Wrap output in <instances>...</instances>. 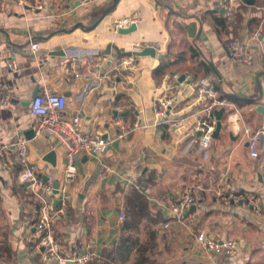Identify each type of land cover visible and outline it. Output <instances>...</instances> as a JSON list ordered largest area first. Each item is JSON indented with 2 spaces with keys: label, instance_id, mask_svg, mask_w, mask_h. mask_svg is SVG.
I'll list each match as a JSON object with an SVG mask.
<instances>
[{
  "label": "crops",
  "instance_id": "1",
  "mask_svg": "<svg viewBox=\"0 0 264 264\" xmlns=\"http://www.w3.org/2000/svg\"><path fill=\"white\" fill-rule=\"evenodd\" d=\"M28 1L35 9L14 0L0 5V98L10 95L0 109V149L25 137L39 175L61 182L65 148L52 136L36 135L31 113L33 98L46 88L66 95V115H80L85 132L100 130L112 141L105 152L81 157L65 205L49 210L57 216L52 238L62 255L77 261L88 253L94 264H264V134L237 136L230 118L236 113L244 129H264V67L259 51L252 64L237 62L229 51L237 39L255 51L264 46V0L238 1L233 18L224 14L223 0H120L105 16L114 0ZM127 16L137 19V29L119 34L114 25ZM32 42L39 43L37 52ZM147 46L156 48L155 57L118 54ZM4 50L19 70L9 68ZM130 58L133 64L125 66ZM165 58L172 68L156 79L153 71ZM202 77L216 83L218 96L238 98L221 106L224 128L210 146L194 131L209 103L195 86ZM171 92L178 100L170 122L157 126L152 104ZM174 120H181L180 128ZM13 160L14 153L0 155V264H52L34 226V198L18 182ZM141 185L150 212L125 232V197ZM192 185L205 188L204 199L183 221L172 220L169 208ZM227 191L260 197L262 214L225 203L218 192ZM205 236L235 239L238 254L200 252L198 239ZM125 237H134L129 256L121 247Z\"/></svg>",
  "mask_w": 264,
  "mask_h": 264
},
{
  "label": "built area",
  "instance_id": "2",
  "mask_svg": "<svg viewBox=\"0 0 264 264\" xmlns=\"http://www.w3.org/2000/svg\"><path fill=\"white\" fill-rule=\"evenodd\" d=\"M8 0H0L2 8L5 7ZM17 3L28 6L35 9V4L28 0H14ZM84 4H90L95 0H81ZM238 1L240 0H223L224 14L228 18H233L237 8ZM242 1V0H241ZM42 7V6H38ZM137 19L132 16L127 18L118 19L116 21L117 28H127L132 24H136ZM39 43L32 42L31 50L37 52ZM231 56L240 63L252 64L256 59V52L259 51V56L262 60L264 67V46L255 51L249 42L236 40L231 43L230 46ZM3 57L12 70H19L20 66L14 59L11 51L4 50ZM133 64V58L124 62L125 66ZM78 77L81 75L76 73ZM196 89L199 94L205 96L211 101L204 106V115L194 127V131L200 132V143L202 146H210L213 140L212 134L216 129V118L214 108L218 109L221 106L228 104L227 100H218V91L215 83L208 77H202L196 83ZM178 94L171 92L166 97L154 101L152 104L153 112L156 118L155 124L157 126L170 122L169 112L171 107L177 102ZM10 101V95L6 94L0 98V109L7 107ZM66 101L67 97L63 93H55L50 89H44L42 93L37 94L31 102V113L37 117L35 126L36 135L47 134L52 136L60 142L62 147L65 148V169L63 179L60 182L58 188V194H55L59 198V202L65 205V194L69 187L75 184V181L79 174L78 161L81 156H90L97 152H105L108 149V145L111 138L108 136L104 138L103 133L100 130L93 131L91 133L85 132L81 128L82 117L76 115L74 118H69L66 115ZM231 123L233 124L234 134L240 136L245 134L251 139H257L261 134H264V129L252 132L250 128L244 129L240 124V116L238 114H232L230 116ZM173 126L180 128L181 120L172 121ZM138 126V123L135 124ZM129 133H125L120 137H127ZM14 153V160L12 163L17 165L18 182L25 186L30 192V195L34 198L35 208V222L34 226L38 231L43 234V243L47 250V258L52 260V264H67L70 260L61 253L60 246L52 238L53 226L56 223L57 216L50 214L49 210L56 206V201L53 199H45L44 193H54L56 190V182L51 177H43L39 175L37 166L29 159V142L23 137L17 141L3 145L0 149V155ZM205 188L200 185H192L187 187L178 195V200L169 208V217L172 220L183 221L187 213L196 205H198L204 198L203 193ZM218 195L224 199L227 204L236 202L242 203L246 207L253 210L254 214L260 216L263 212L261 198L255 197L245 191H227L218 192ZM60 213H64V209L59 210ZM58 212V213H59ZM120 219L124 221L125 215L121 214ZM169 226V223L165 225ZM198 247L200 252L208 254L212 257L219 255L235 256L238 254V242L235 239H224L220 241L209 236L201 237L198 239ZM76 264H94L92 263L91 256L87 253L82 255L75 261Z\"/></svg>",
  "mask_w": 264,
  "mask_h": 264
},
{
  "label": "trees",
  "instance_id": "3",
  "mask_svg": "<svg viewBox=\"0 0 264 264\" xmlns=\"http://www.w3.org/2000/svg\"><path fill=\"white\" fill-rule=\"evenodd\" d=\"M191 52H195L198 54V52L193 48ZM186 52H182V57H185ZM173 62L169 58H165L162 60L160 65L154 69V76L156 79H162L165 77V75L169 72V69L172 68ZM205 65L208 67L207 69L210 70V67L205 63ZM211 71V70H210ZM218 88V87H217ZM218 90H221L218 88ZM220 92V91H219ZM207 102H210L211 100L206 98ZM218 100H232V101H238V98L234 94H228V93H220V95L217 97ZM218 109L217 107L214 108V111ZM126 210H125V222L123 223V229L126 231H130L132 229H137L139 227V224L142 222L144 218L148 216V213L150 212V205L149 200H147L145 193H144V187L141 185L140 187H132L131 191L126 195ZM133 239L134 237H125L122 239V242L124 240V243L122 244V248L124 249V253H127L126 255L129 256V252L132 249L133 246ZM138 239V238H136ZM127 256V258H128ZM152 262V261H151ZM150 262V263H151ZM105 264H111L110 262H105Z\"/></svg>",
  "mask_w": 264,
  "mask_h": 264
},
{
  "label": "water",
  "instance_id": "4",
  "mask_svg": "<svg viewBox=\"0 0 264 264\" xmlns=\"http://www.w3.org/2000/svg\"><path fill=\"white\" fill-rule=\"evenodd\" d=\"M255 0H250L249 3L250 4H253ZM120 2V0H114V3L112 6L109 7V9L104 12V16L107 15V13L116 8V6L118 5V3ZM80 26H83L84 27V24L83 23H80ZM115 26V30L119 33V34H127L131 31H134L137 29V24H132L130 26H128L127 28H117L116 24L114 25ZM92 28V27H91ZM62 52V51H61ZM135 54V55H138V56H146V55H151L153 57L156 56V48L155 47H152V46H147L146 48H140L139 50L137 51H128V52H125L124 50H118V54L120 55V57H124V56H128L130 54ZM185 79V74H183V76H181L180 78V81H183ZM258 86L260 87L261 86V83L260 81H258ZM262 91V89H261ZM226 112V107H221V109H216L215 110V118H216V129L215 131L213 132L212 134V137L213 139H219L220 138V135H221V132L224 128V125H223V117H224V114ZM117 110L115 111V114L117 115ZM108 127V125H107ZM200 133V132H199ZM201 135V133H200ZM108 135L105 134L104 135V138H107ZM82 158H87V156L83 155L81 156ZM60 183L57 182L56 183V190H55V194H58L59 190L58 188L60 187ZM59 203V199L56 200V205H58ZM195 207V206H194ZM67 264H75V261H68Z\"/></svg>",
  "mask_w": 264,
  "mask_h": 264
},
{
  "label": "bare ground",
  "instance_id": "5",
  "mask_svg": "<svg viewBox=\"0 0 264 264\" xmlns=\"http://www.w3.org/2000/svg\"><path fill=\"white\" fill-rule=\"evenodd\" d=\"M213 78V77H212ZM216 81V80H215ZM216 84V83H215ZM251 209V208H250Z\"/></svg>",
  "mask_w": 264,
  "mask_h": 264
}]
</instances>
